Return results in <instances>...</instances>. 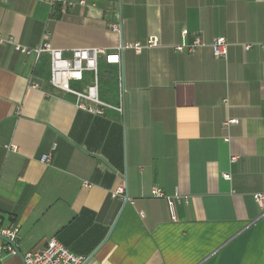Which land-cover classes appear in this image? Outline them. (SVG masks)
<instances>
[{
  "label": "crops",
  "instance_id": "obj_1",
  "mask_svg": "<svg viewBox=\"0 0 264 264\" xmlns=\"http://www.w3.org/2000/svg\"><path fill=\"white\" fill-rule=\"evenodd\" d=\"M0 34L121 58L98 69L122 111L96 115L48 84L46 54L0 44V227L20 253L55 237L87 264H264V0H0ZM153 187L188 196L175 220ZM1 245L0 264H22Z\"/></svg>",
  "mask_w": 264,
  "mask_h": 264
},
{
  "label": "built area",
  "instance_id": "obj_2",
  "mask_svg": "<svg viewBox=\"0 0 264 264\" xmlns=\"http://www.w3.org/2000/svg\"><path fill=\"white\" fill-rule=\"evenodd\" d=\"M112 31H119V25L113 23L110 26ZM186 30L181 31V36L185 37ZM12 44L14 49L19 53L30 56L33 64L36 65L43 54L48 56V77L47 82L53 88L64 94L73 97L74 104L79 109H83L89 113L96 115H104L106 110L122 111L121 103L118 106L103 100L99 95V69L98 58L107 64H121L120 51L107 52L103 49L90 47H76L63 51L55 48L47 40V34L43 35V39L34 47H25L14 43L10 37H3L0 34V44ZM158 41L155 37H149L146 46H156ZM202 45L199 36H194L190 41L182 40L174 47L178 51L193 52L198 46ZM140 48L138 43L128 44L127 47ZM212 53L215 57H225L227 52V43L223 36L216 37L210 44ZM89 74V81L81 88H77L75 83L82 82L86 74ZM32 86H36L33 83ZM236 119H226L223 125L235 123ZM235 157H231V161ZM50 154L42 155V162L49 161ZM227 177L226 174H224ZM85 186L88 184L84 183ZM152 196L161 197L165 200L167 211L172 220L176 219L175 207L187 201L188 196L175 191L171 195L163 193L158 187H153L150 191ZM114 194L121 196L125 201L128 199L125 189L122 186L114 190ZM255 203L264 209V189L253 195ZM17 227H0L1 248H4L12 255H19L22 264H87L88 257L76 254L63 245L55 237L48 238L43 246L39 249H33L20 253L17 246Z\"/></svg>",
  "mask_w": 264,
  "mask_h": 264
},
{
  "label": "rangeland",
  "instance_id": "obj_3",
  "mask_svg": "<svg viewBox=\"0 0 264 264\" xmlns=\"http://www.w3.org/2000/svg\"><path fill=\"white\" fill-rule=\"evenodd\" d=\"M114 106H118V101L115 103V104H113Z\"/></svg>",
  "mask_w": 264,
  "mask_h": 264
}]
</instances>
